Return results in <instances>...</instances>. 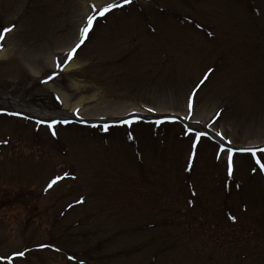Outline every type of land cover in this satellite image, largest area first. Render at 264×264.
Instances as JSON below:
<instances>
[{
    "label": "rangeland",
    "instance_id": "374dc122",
    "mask_svg": "<svg viewBox=\"0 0 264 264\" xmlns=\"http://www.w3.org/2000/svg\"><path fill=\"white\" fill-rule=\"evenodd\" d=\"M107 2L0 0V28L14 25L0 41V95L73 121L53 136L0 104V254L24 251L12 264H264V171L237 153L228 176L216 135L264 147V0H133L99 18L44 83L91 5ZM189 128L208 133L195 148ZM248 223L253 249L235 244Z\"/></svg>",
    "mask_w": 264,
    "mask_h": 264
},
{
    "label": "snow or ice",
    "instance_id": "6c2138e0",
    "mask_svg": "<svg viewBox=\"0 0 264 264\" xmlns=\"http://www.w3.org/2000/svg\"><path fill=\"white\" fill-rule=\"evenodd\" d=\"M133 2V0H111V2H107L102 4L99 8H97L96 5H91V9L93 14H90L87 16L84 25L82 28H80L79 30V41L78 43L75 44V46L64 56L63 60H57V62L55 63V68L59 69V71H53L51 74H49L47 76V79L44 80V83H47L48 80H54L57 76L60 75L61 72L64 71V65L67 62L72 61V59L77 55V52L79 49H81V47L83 45H85V43L88 41L90 33L93 31L94 26L96 24V22L98 21L99 18H105L107 17V15L111 14L114 12V10L117 9H123L126 5H130ZM14 27V25L12 26ZM12 27H3L0 28V41H3L5 39V37L12 31ZM196 27H201L200 25H196ZM209 35H211V33H209ZM0 47H2V45H0ZM212 69L208 70V73L204 74V78L199 82L200 85H203L204 82L208 79V75L212 72ZM199 87V85H198ZM57 100H59V97H57ZM193 98L190 97L188 100V104H187V108L189 113H191L192 108H193V102H192ZM148 111H153L152 109H148ZM15 115H18V113H13ZM77 114H78V110H77ZM189 117H186V119ZM73 121L69 120V119H49V120H43V121H38V123H42V124H47V127L49 130H51V134L53 136L56 135V131H55V126L56 125H67V124H71ZM83 122V121H81ZM134 120H124L122 121L123 124H127V125H131L132 123H134ZM163 121H156V123H162ZM199 123V122H197ZM103 131H108V125H104L102 128ZM187 133H194L193 136V145L192 147L195 148L196 144H198L201 140V138L203 137H207L208 133L207 132H203V131H195L192 128L187 129ZM216 135L218 137H220V140L222 141V143H220L218 145V149H219V153H224L226 156V160H225V164H226V174L228 176H232L233 171H234V156H236L237 153H249L250 156L248 157L249 160H253L255 161V165L258 166L257 167H253L252 171L256 172V171H264V163L261 162V158L257 155L258 153L260 154V156H264V147H242V148H233V147H226L225 144L223 143L224 141V136L222 133H216ZM131 139V136L129 137ZM0 143H4L6 144L7 141H0ZM228 145L232 144L231 140L227 141ZM219 153L217 155V159H219ZM69 178V173L65 172L63 175H56L53 178H51L48 182V187L47 189H45V191H47L48 189L53 188V186H55L56 184H58L60 181L65 180ZM71 179H75V177H71ZM83 198L79 199L76 201V203H83ZM69 207H72V205H69ZM231 220H235L236 218L234 216L230 217ZM41 249L44 248H48L50 247V245H46V244H41L38 246ZM57 251H59V249H56ZM25 256V252L24 251H18L15 252L12 256H0V260H7L9 262V264H12L13 260L15 257H24ZM69 259H74V257H69ZM78 264H83L82 261L78 262Z\"/></svg>",
    "mask_w": 264,
    "mask_h": 264
},
{
    "label": "bare ground",
    "instance_id": "6f19581e",
    "mask_svg": "<svg viewBox=\"0 0 264 264\" xmlns=\"http://www.w3.org/2000/svg\"><path fill=\"white\" fill-rule=\"evenodd\" d=\"M74 64H70L69 66L73 67ZM35 72V71H34ZM63 100H65L66 96H62ZM83 101V100H81ZM80 101V102H81ZM0 104H2L4 107L7 106V108L13 112H19L24 115H29L32 118H40L42 120L46 119H57V118H66L67 116H71L68 113H64L61 111H43L38 109L37 107L32 106H25L22 103H19V99L17 98H11L9 96H3L0 95Z\"/></svg>",
    "mask_w": 264,
    "mask_h": 264
},
{
    "label": "trees",
    "instance_id": "16d2710c",
    "mask_svg": "<svg viewBox=\"0 0 264 264\" xmlns=\"http://www.w3.org/2000/svg\"><path fill=\"white\" fill-rule=\"evenodd\" d=\"M213 225L210 227V229H208L209 231H215L218 230L220 228V226L217 227L216 223H212ZM224 225V224H223ZM252 224L248 223L243 229L248 228V232L245 233H241L240 236L235 235V242L239 243H235L238 245V247H240V245L242 244V246H246L248 249H253L255 246L251 244L252 240L257 239L256 234L253 232V230L251 229ZM239 230V227H238ZM212 233V232H211Z\"/></svg>",
    "mask_w": 264,
    "mask_h": 264
}]
</instances>
